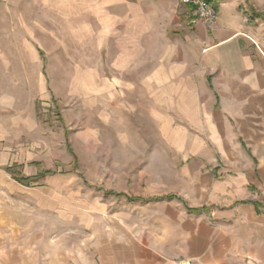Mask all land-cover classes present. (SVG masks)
Listing matches in <instances>:
<instances>
[{
    "label": "crops",
    "instance_id": "crops-1",
    "mask_svg": "<svg viewBox=\"0 0 264 264\" xmlns=\"http://www.w3.org/2000/svg\"><path fill=\"white\" fill-rule=\"evenodd\" d=\"M211 1L216 22L189 27L179 0H80L104 56L90 69L103 73L88 84L90 121L174 165L175 196H129L136 220H122L112 246L120 264H264V20L239 0ZM29 112L20 118L15 97L0 96V201L33 196V184L47 200L42 189L61 179ZM16 227L0 246L8 264H63L42 251L50 242L19 239Z\"/></svg>",
    "mask_w": 264,
    "mask_h": 264
},
{
    "label": "rangeland",
    "instance_id": "rangeland-1",
    "mask_svg": "<svg viewBox=\"0 0 264 264\" xmlns=\"http://www.w3.org/2000/svg\"><path fill=\"white\" fill-rule=\"evenodd\" d=\"M239 1L247 14L264 20V8ZM88 12L80 0H0V96L15 97L20 118L32 106L34 139L44 140L47 131L53 162L63 165L59 182L42 189L47 200L35 196L33 184V196L0 201V246L17 226L19 239L50 242L42 251H58L63 264H120L112 246L119 245L122 220H136L129 196H175L168 185L174 165L151 151L137 152L139 138L111 134L103 122L95 129L90 121L88 84L103 76L90 69L104 56L89 37ZM75 97L79 114L69 107ZM161 180L167 183L160 186ZM6 258L0 255V264H8Z\"/></svg>",
    "mask_w": 264,
    "mask_h": 264
},
{
    "label": "built area",
    "instance_id": "built-area-1",
    "mask_svg": "<svg viewBox=\"0 0 264 264\" xmlns=\"http://www.w3.org/2000/svg\"><path fill=\"white\" fill-rule=\"evenodd\" d=\"M186 7L189 27L201 22L205 26H211L216 22V9L211 0H179Z\"/></svg>",
    "mask_w": 264,
    "mask_h": 264
},
{
    "label": "trees",
    "instance_id": "trees-1",
    "mask_svg": "<svg viewBox=\"0 0 264 264\" xmlns=\"http://www.w3.org/2000/svg\"><path fill=\"white\" fill-rule=\"evenodd\" d=\"M8 170H10V172L12 173L15 179L22 180V178L18 176V174L15 171H13L11 168H8Z\"/></svg>",
    "mask_w": 264,
    "mask_h": 264
}]
</instances>
